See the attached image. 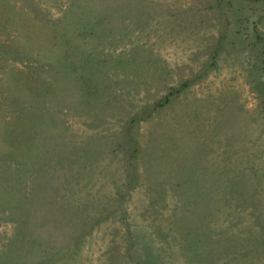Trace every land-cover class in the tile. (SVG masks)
<instances>
[{"label":"rangeland","instance_id":"1","mask_svg":"<svg viewBox=\"0 0 264 264\" xmlns=\"http://www.w3.org/2000/svg\"><path fill=\"white\" fill-rule=\"evenodd\" d=\"M0 264H264V0H0Z\"/></svg>","mask_w":264,"mask_h":264}]
</instances>
